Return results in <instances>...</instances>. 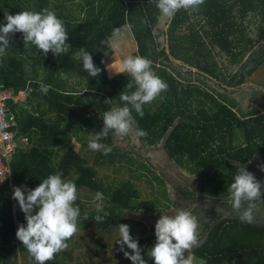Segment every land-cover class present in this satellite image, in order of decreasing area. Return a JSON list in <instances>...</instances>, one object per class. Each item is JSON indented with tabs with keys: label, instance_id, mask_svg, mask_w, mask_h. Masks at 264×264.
Masks as SVG:
<instances>
[{
	"label": "trees",
	"instance_id": "trees-1",
	"mask_svg": "<svg viewBox=\"0 0 264 264\" xmlns=\"http://www.w3.org/2000/svg\"><path fill=\"white\" fill-rule=\"evenodd\" d=\"M72 2L80 13L72 12ZM123 6L137 45L132 55L151 60L152 70L168 85L152 103L144 105L142 118L132 112L138 127L147 132L153 123L150 114L157 110L156 101L165 102L176 134L170 136V150H177L173 144L187 150L192 143L194 151H212L208 129L213 121L233 116V122L238 114L245 143L235 141L237 129L229 125L218 136V152L225 154L229 147L230 154L238 149L246 154L248 147L249 162L230 163L239 162L247 170L255 165L264 168V78L251 80L264 64V0H204L198 10H180L172 18L161 15L152 0H0V23H6L5 11H54L65 24L70 45L66 54L55 56L49 51L44 56L34 46H24L22 34L15 33L5 55L0 56V88L13 92L26 88L25 100L11 102V108L19 121L17 134L28 136L31 141L30 146L16 150L11 176L0 183V264H14L18 256L35 264L15 235L19 224H26V220L25 214L13 207L11 184L26 181L38 185L58 172L62 179L76 184V204L81 211L78 223L95 222L100 229L128 224L133 237L134 225L139 222L136 215L143 214L150 227L133 238L148 264H153L147 252L155 242L154 226L159 216L193 205L190 213L198 222V243L191 250V257L199 259L200 264H264V213L253 222H241L231 213L227 196L201 194L197 182L212 194L218 189L205 182V176L199 175L197 180L187 153L170 156L164 151L169 132L160 124L155 123L143 137H136L134 131L124 138L109 133L101 142L112 147L111 153L94 151V161L103 164L119 160L130 166L137 163L131 168L134 176L145 175L164 186V205L157 199L141 198L133 180L105 185L97 177L95 167L69 146L73 135L81 139V130L90 135L100 131L103 113L114 104L122 106L120 93L135 90V86L126 88L131 82L127 73L110 77L106 70H120L121 55L134 46L130 30L124 28L113 34L114 25L124 23L117 10ZM107 15H111L110 20L102 22ZM101 41H111L115 48ZM79 48L90 52L94 64L101 69L97 77H91L83 70L82 62L74 58ZM37 82L51 85V90L46 95L41 93ZM84 188L104 194L102 222L94 220V202L82 195ZM199 199L219 203L229 213L197 205ZM60 253L47 264H64L61 256L69 252ZM122 255V264H132Z\"/></svg>",
	"mask_w": 264,
	"mask_h": 264
},
{
	"label": "clouds",
	"instance_id": "clouds-1",
	"mask_svg": "<svg viewBox=\"0 0 264 264\" xmlns=\"http://www.w3.org/2000/svg\"><path fill=\"white\" fill-rule=\"evenodd\" d=\"M160 14L172 18L177 11H195L204 0H152ZM6 23H0V56L5 55L10 47V38L15 33H21L24 46H34L37 51L46 56L51 51L55 56L66 54L69 48L68 32L63 20L54 11L44 8L41 11L23 10L16 14L4 13ZM145 23L147 21H144ZM119 29L114 30V35ZM155 35V30H153ZM109 48H115L111 41ZM107 55V53H105ZM76 60L82 62L83 70L91 77H97L101 69L94 64L90 52L79 48ZM122 67L117 73H127L131 82L126 88L135 90L130 94L122 91L119 95L121 104H114L110 110L103 113V126L100 131L88 137V148L95 152L108 155L112 147L101 141L112 133L124 138L131 133L143 137L147 132L137 125L132 112L141 118L143 107L152 103L160 94L167 90V83L152 70L151 60L140 55H129L122 60ZM39 91L47 94L51 85L37 82ZM29 92L32 89L29 87ZM237 169L233 182L227 189V204L231 213L238 216L241 222H253L257 215L264 213V186L252 172L238 163H233ZM13 199L18 202L20 210L25 214L26 224H19L15 233L35 264H47L55 259L57 253L68 247L70 240L78 231L81 215L76 184L71 180L62 179V173L50 174L34 188L14 186ZM105 196L97 191L93 197L97 215L94 220L102 222L105 217ZM87 220V214H85ZM198 222L189 211L177 209L174 214L162 213L155 222V242L147 252L153 264H192L190 253L198 243ZM120 251L132 264H148L142 255V249L136 239L130 234L128 224H119V238L115 241ZM125 246L128 250H125ZM186 253L189 254L186 256Z\"/></svg>",
	"mask_w": 264,
	"mask_h": 264
},
{
	"label": "rangeland",
	"instance_id": "rangeland-1",
	"mask_svg": "<svg viewBox=\"0 0 264 264\" xmlns=\"http://www.w3.org/2000/svg\"><path fill=\"white\" fill-rule=\"evenodd\" d=\"M71 6H72V12L74 14L80 13L76 3L72 2ZM117 10H120L121 12L120 15L124 23L123 25H114V28L119 29V31L123 30L124 28L130 30L129 33L131 32V35L133 37L132 39L134 41L133 48L131 47L130 50L128 49V52H125L121 55V59L123 60L125 57L133 54V52L137 49V45H136V40L130 29V26L127 22V16H126L127 10H125V6L120 7ZM117 10L111 13L114 14ZM110 16L111 15H107L103 17L102 22L104 20H110L111 18ZM106 70L110 77L119 74L115 71L111 72L107 68ZM259 77L264 78V64L256 71L255 75L252 76L251 80L253 78H259ZM72 84L73 83L71 82L69 83V85ZM155 105L157 110L155 114L152 113L150 114L153 123L150 126L149 130L154 126L155 123L160 124L164 129L165 128L168 129L169 132L168 136L164 140V146H163L164 151L167 152L170 156L176 153H182V152L187 153L191 159L192 164L196 169L197 180H199L200 176H205V178H207L205 182L211 184L213 188L218 189V191H216L215 194H212L207 190L206 187H202L200 183L198 184L197 182V186L199 185L198 189L201 194H206L211 197L227 196L228 195L227 189L230 186V184L233 182L234 175L237 171V169L233 166V164L230 163V160H236L247 163L251 160V157L248 153L249 152L248 147H246V151H247L246 154H244L245 151L243 152L241 149L234 150V152L230 154L229 147L225 154H220L218 152L217 141L220 132L223 131V128L226 129V127L231 125L235 127L234 130L237 129V131L235 130V133L237 132L238 138H236L235 141H237L238 139L237 143H241V142L245 143L242 137V131L240 129L242 124L240 122L241 120L240 116L238 114L237 115L235 114L233 122H232L233 116H227L226 118L224 117L220 121H216V122L212 120L213 125L211 124L210 129H208V132L211 133L209 134L210 135L209 139H211L214 145V149H212V151H208V150L207 151L201 150L200 152L194 151L193 150L194 144L192 143L191 146H187V150L179 149V147L173 144V146L177 150L171 151L170 150L171 142L169 141V139L172 134L174 135L176 134L174 132V129L172 128V120L170 119L169 107L165 102L161 103L159 101H156ZM214 118L217 117L214 116ZM80 135L82 136L80 137L81 139L77 138V135H73L71 140L69 141V146L75 147V150L79 151L85 157L86 161L95 167L97 172V177L101 178L105 185L111 184L115 186L118 184V182L122 180L130 179L136 182V185L141 193V198L157 199L162 205L167 203L166 198L164 196V186L160 185L156 181H153V179H151L152 181L149 180L150 178L148 176L144 175L140 178L134 176V173L133 171H131V168L132 166L136 167L137 163L130 166V164H128L126 161L121 162L119 160L110 163H103V164L95 162L94 151L88 148V143H87L88 141L87 137L90 136V133L81 130ZM25 138L27 139L26 143L24 141L21 145L30 146L31 141L29 140L28 136H25ZM199 168H201L202 170L199 171ZM248 171L252 172L253 175L256 177V179L261 181L262 186H264V168L261 165H255L252 168H248ZM142 172L146 173L147 170H142ZM14 186H26L27 189H31L36 187L37 185L26 181H23L18 184L17 183L11 184L9 188V193L11 196V200L13 202V207L17 209L19 208L18 202L15 199H13ZM81 193L85 197V199L87 200L89 199V201H93V197L95 195L93 191L84 188L81 190ZM196 203L197 205L200 204L201 206L216 208L217 209L216 211H219L221 209L225 210L224 214L229 213L224 206H221V204L219 203L212 202L209 199H199ZM192 207L184 210L190 212ZM192 215L194 216V214ZM136 216L138 217L139 222L135 223L134 225V232H133L134 238L139 237L141 234L145 232V228L150 227L149 221L143 217V214H137ZM118 238H119V228L100 229L95 222H91V221L80 222L78 223V231L70 240L67 241L68 247L65 250L68 251L69 253L62 254L61 258L64 264H122L123 252L120 251L119 244L115 242ZM126 248L127 247L125 246V250ZM63 251H61V253ZM191 261L192 264L201 263L199 259L194 257H191ZM28 263L29 262L27 261V259L24 258L23 256H18L14 262V264H28Z\"/></svg>",
	"mask_w": 264,
	"mask_h": 264
},
{
	"label": "built area",
	"instance_id": "built-area-1",
	"mask_svg": "<svg viewBox=\"0 0 264 264\" xmlns=\"http://www.w3.org/2000/svg\"><path fill=\"white\" fill-rule=\"evenodd\" d=\"M26 88L16 92L8 88H0V183L10 177L11 164L16 150L27 139L25 135H18L19 121L16 112L11 108V102L24 101ZM22 140V141H21Z\"/></svg>",
	"mask_w": 264,
	"mask_h": 264
},
{
	"label": "crops",
	"instance_id": "crops-1",
	"mask_svg": "<svg viewBox=\"0 0 264 264\" xmlns=\"http://www.w3.org/2000/svg\"><path fill=\"white\" fill-rule=\"evenodd\" d=\"M110 14H113V13H110Z\"/></svg>",
	"mask_w": 264,
	"mask_h": 264
}]
</instances>
